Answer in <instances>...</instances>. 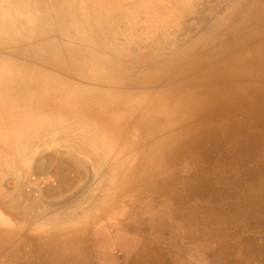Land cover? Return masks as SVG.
Returning <instances> with one entry per match:
<instances>
[{
    "label": "bare ground",
    "instance_id": "obj_1",
    "mask_svg": "<svg viewBox=\"0 0 264 264\" xmlns=\"http://www.w3.org/2000/svg\"><path fill=\"white\" fill-rule=\"evenodd\" d=\"M232 1L216 17L213 46L194 52L185 45L171 49V35L185 30L187 15L197 14L202 0H96L89 7L80 0H15L18 11L30 12L34 21L37 13L41 22L32 28L19 23L17 32L8 29L10 36L0 37V209L20 230L35 232L21 233L19 244L47 238L52 255L34 250L38 264L81 261L74 243L91 234L89 224L135 172L125 156L129 148L140 149L143 139L169 131L147 148V163L196 132L181 124L186 110L248 93L264 100V0ZM60 3L66 5L50 7ZM70 21L86 30L79 43L60 48L39 40L34 47L7 48L12 37L51 32L56 24L65 30ZM1 28L7 26L0 22L3 36ZM8 49L28 62L12 61L2 52ZM175 62L179 66L171 73ZM144 65L152 69L140 71ZM256 81L260 85L253 87ZM143 171L158 169L148 164ZM35 173L56 177L45 196ZM6 179L14 181L11 189Z\"/></svg>",
    "mask_w": 264,
    "mask_h": 264
},
{
    "label": "rangeland",
    "instance_id": "obj_2",
    "mask_svg": "<svg viewBox=\"0 0 264 264\" xmlns=\"http://www.w3.org/2000/svg\"><path fill=\"white\" fill-rule=\"evenodd\" d=\"M80 1L88 7L98 5L96 0ZM234 3L202 0L198 13L187 15L185 30L171 35L175 39L171 49L185 45L183 48L195 52L213 46L209 42L217 30L216 17ZM14 4L15 0H0V22L7 26L6 31L1 28L0 37L10 36L9 30L17 32L19 23L33 27L41 22L37 13L34 21L30 12H20ZM63 5L66 4L50 7L61 9ZM73 23L68 22V30L56 24L58 28H50L51 32L33 31L19 39L12 37L7 48L11 44V48L20 44L34 47L41 42L62 48L79 43V39H85L86 30ZM143 44L145 41L133 48ZM2 52L12 61L28 62L27 57L10 49ZM30 60L36 61L31 57ZM178 66L175 62L171 73ZM141 68L140 71L152 69L148 65ZM258 82L251 85L259 86ZM227 99L191 113L186 110L181 124L194 127L196 132L178 144H169L160 155L149 156L147 163L142 161L147 148H154L169 131L145 138L140 149L134 147L125 152L127 163H132L135 170L133 176L123 179L118 192L112 193L107 210L92 226L89 224L86 233L91 234L74 243L77 250L81 249V261L67 264H264V100L258 101L249 93ZM148 164L158 172L145 175L143 169ZM35 176H39L41 194L56 178L53 174ZM5 186L11 189L14 181L6 179ZM25 229L20 230L18 222L0 209V264H38L34 250L43 256L51 254L52 246L46 237L27 238L19 244L21 233L35 236L34 231Z\"/></svg>",
    "mask_w": 264,
    "mask_h": 264
}]
</instances>
